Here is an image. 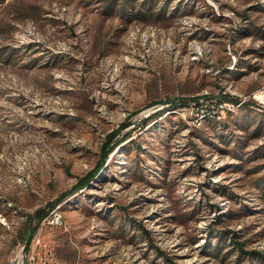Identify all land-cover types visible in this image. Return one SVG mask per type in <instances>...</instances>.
<instances>
[{
  "label": "rangeland",
  "instance_id": "obj_1",
  "mask_svg": "<svg viewBox=\"0 0 264 264\" xmlns=\"http://www.w3.org/2000/svg\"><path fill=\"white\" fill-rule=\"evenodd\" d=\"M107 2L0 3V264H264V0Z\"/></svg>",
  "mask_w": 264,
  "mask_h": 264
},
{
  "label": "trees",
  "instance_id": "obj_2",
  "mask_svg": "<svg viewBox=\"0 0 264 264\" xmlns=\"http://www.w3.org/2000/svg\"><path fill=\"white\" fill-rule=\"evenodd\" d=\"M1 1L2 0H0V3H1ZM118 1L119 0H108L105 11H112L118 5H120L121 6V13L123 15H128V13H129L133 16L134 15L137 16L136 18H141V19L144 18L145 19V18L149 17L150 14H153L154 13L153 10L156 8V7H154L153 9L149 10V13H147L145 11V4H144V2H142L139 4V6H137V8H135L136 10L132 12V8L135 7V1L136 0H121L120 2H118ZM156 1H158V0H155V2H153V4L156 3ZM226 100H227V98L225 96H223L222 98H220L218 104L220 102H224ZM156 115H157V112H154V113L148 115L146 118L143 119V123L144 124L147 123L151 117L156 116ZM106 145H107L106 148L107 147L108 148L105 150V154L103 156L102 161L96 167H94L93 169L88 171L83 177H81L79 179V181L72 188L62 192L59 195V197L56 198L55 202H51L52 205H56L57 203H60L61 201H63L64 199H66L70 195H73L75 192L79 191L80 189L86 187L90 182H92V181H94V179H96V177L98 176V173H99L101 167L103 166V164L105 163L106 158L108 157L109 153L112 150L116 149L115 145L108 146L107 143H106ZM46 214H47L46 208L41 207V208L36 209V211L34 212L32 217L34 219H36L38 221V223H40L46 217ZM36 229H37V226H35L33 228L31 233H33ZM145 232H148V231L145 230ZM225 233H228V231H226ZM235 237H236V234H235ZM233 242L235 243L236 248L239 249L240 251L245 252L251 256L257 255V256H260L261 258L264 259V256H262L257 251H254V250L246 251V250H244V243L243 242L238 241L236 239H233ZM157 251L160 253V255H162L167 260L168 264H179L176 260L170 258L167 254L163 253L159 248H157Z\"/></svg>",
  "mask_w": 264,
  "mask_h": 264
},
{
  "label": "built area",
  "instance_id": "obj_3",
  "mask_svg": "<svg viewBox=\"0 0 264 264\" xmlns=\"http://www.w3.org/2000/svg\"><path fill=\"white\" fill-rule=\"evenodd\" d=\"M199 123V122H198ZM45 222H51V223H63L62 221H60L59 217H58V209H54L48 216H46L45 218Z\"/></svg>",
  "mask_w": 264,
  "mask_h": 264
}]
</instances>
